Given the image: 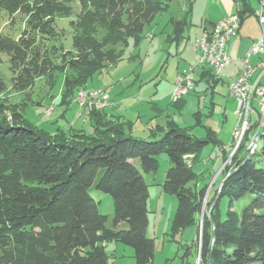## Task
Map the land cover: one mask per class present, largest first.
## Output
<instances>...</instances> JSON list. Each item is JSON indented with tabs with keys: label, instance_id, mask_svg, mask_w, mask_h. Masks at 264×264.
<instances>
[{
	"label": "trees",
	"instance_id": "trees-1",
	"mask_svg": "<svg viewBox=\"0 0 264 264\" xmlns=\"http://www.w3.org/2000/svg\"><path fill=\"white\" fill-rule=\"evenodd\" d=\"M174 1L0 0V12L12 24L19 16L23 23L17 34L0 32V63L5 58L11 88L27 96L43 79L54 88L56 74L63 72L56 60L62 51L56 19L72 17L73 4L80 11L70 23L73 49L61 54L74 74L65 78L64 106L96 75L123 60L130 41L139 45L146 27ZM235 1L240 25L256 16L249 0ZM170 23L179 41L187 19ZM205 73L215 77L211 68ZM7 89L0 75V96ZM88 121L91 134L59 128L52 136L32 127L21 106L0 98V264H109L106 245L112 242L132 248L136 264H152L156 247L147 236L150 185L144 175L157 172L163 154L171 163L163 191L178 200L172 237L195 226L208 185L198 187L194 165L207 146L218 144L214 132L200 139L171 123L162 134L138 139L103 110L90 112ZM256 134L261 139L255 152L246 161V137L227 174L237 170L222 187L211 218L203 219L201 264L209 259L211 264H264V126ZM93 187L113 199V229L91 195ZM216 197L208 200V209ZM124 224L127 229L120 230Z\"/></svg>",
	"mask_w": 264,
	"mask_h": 264
},
{
	"label": "rangeland",
	"instance_id": "rangeland-1",
	"mask_svg": "<svg viewBox=\"0 0 264 264\" xmlns=\"http://www.w3.org/2000/svg\"><path fill=\"white\" fill-rule=\"evenodd\" d=\"M253 8L259 10L258 1L250 0ZM72 17H57L56 24L60 33L58 48L62 51L56 54L57 63L63 66V72L56 74L55 86L52 88L48 79L38 81L34 90L29 95L15 92L11 88V76L7 69L6 60L2 58L0 63V75L8 83L7 91L0 98L8 101L11 104L21 106L24 111V117L32 126L42 130L44 133L54 136L60 129V125L64 124L63 119L72 122L77 115V107L68 111L63 105V93L65 89V78L73 76L67 64L61 59V54L73 49L72 45V29L71 21L76 19V15L80 11L79 4H73ZM191 10V11H190ZM237 5L234 0H176L172 6L165 12L160 13L155 21L148 27L142 36L139 45L135 46L133 41L125 48L123 60L120 61L117 67L109 68L102 74L96 75L87 85V89H81L75 96L73 102L82 108V114L90 113L92 107L98 105V110H103L108 107L106 101V92L103 96H94L100 89H91L105 84L109 85L111 78H119V89L129 94H133L134 98H140V90L143 93L144 100H154L160 97L167 96V88L174 84V79L178 75V67L186 60L189 62L195 60L192 50L193 41L189 39L175 40L174 26L170 23L171 19L184 20L187 19L186 26L187 37L189 33H194L202 26L205 19L219 18L231 11H236ZM188 11H190L188 15ZM191 20V22H190ZM16 24H12L11 19L4 13L0 12V32L17 34L23 27L22 18L19 16L16 19ZM259 19L255 15L249 17L243 24V36L259 37L258 41L263 37ZM195 62V61H194ZM197 65L201 62L198 56ZM204 66V65H203ZM242 67V71L245 69ZM191 66L187 71H190ZM227 70V71H226ZM185 71V72H187ZM184 72V73H185ZM183 74V73H182ZM181 74V75H182ZM195 73H193L194 75ZM215 74V77L209 75V89L204 93L203 89L206 84H200L195 92L183 97L186 99L184 107L180 108L174 105V120L182 127H194L191 132L196 137L203 139L207 136V130L214 132L221 142L231 145L222 148L220 145L211 144L207 146L201 153L199 160L194 165V171L198 174V187L208 185V190L205 196L203 212L198 217L195 226L189 227L182 233L172 237V223L175 217L178 200L163 191V184L166 179V174L171 167V163L166 154L158 157L159 168L156 173L144 175L150 188L149 208V227L147 236L155 241V257L152 264H201L200 237L203 230V219L208 217L207 208L208 200L217 193L220 195L221 184L228 176V172L233 170L237 160L240 158V148L245 138L255 137L251 143V149L255 146L257 139V130L262 128L264 120L261 116L254 114L247 130L242 138H232L235 129L238 126L239 118L235 111L238 109L237 102L231 98L230 85L232 79L228 75V67L220 74ZM180 76V75H179ZM221 77V81L219 79ZM179 79V78H178ZM194 79V78H193ZM220 81V82H219ZM219 82V83H218ZM176 86V85H175ZM260 87V86H259ZM90 98L85 101V93ZM83 93V95H82ZM130 96V95H129ZM87 98V97H86ZM93 99V100H92ZM141 99V98H140ZM103 101L107 104L103 106ZM89 104L90 109H86L85 103ZM101 103V104H99ZM64 115V116H63ZM64 117L62 120L61 117ZM258 119L256 120V118ZM261 119L263 122L261 123ZM84 122L87 134H91V124ZM257 125V127H256ZM82 130V129H81ZM92 131V132H91ZM247 149L250 148V139L246 141ZM257 148V147H256ZM250 150V149H249ZM252 151L250 150V153ZM139 169L141 166L138 164ZM92 197L99 203V211L101 214L109 217L108 228L113 229L114 204L110 195L100 192L95 187L91 190ZM216 197V199H217ZM215 199V200H216ZM214 200V201H215ZM213 201V202H214ZM212 202V203H213ZM246 200L237 204V209L240 210ZM227 205H224V212ZM127 224H124L120 230L127 229ZM121 247L114 251L115 247ZM107 252L110 256L109 264H136L134 258V250L122 244L112 242L107 245Z\"/></svg>",
	"mask_w": 264,
	"mask_h": 264
},
{
	"label": "crops",
	"instance_id": "crops-1",
	"mask_svg": "<svg viewBox=\"0 0 264 264\" xmlns=\"http://www.w3.org/2000/svg\"><path fill=\"white\" fill-rule=\"evenodd\" d=\"M249 2H250V0H249ZM235 4L237 5L236 11H231L228 14H224L219 18L214 17V18L205 19V21L202 23V26L200 27V29L195 31L193 34L189 33V35L187 37H184L186 30H187V28H186L184 35L182 36L181 40L182 39H189L190 42L193 41L192 50L190 52H193L195 62L194 61L189 62V65L186 63V60H184L182 62V65H180L178 67V75L174 79V84L170 85L169 88H167L168 90H167V96L166 97L165 96L160 97L157 99V102L154 103L153 102L154 100H144L142 98L143 93H142L141 89H139L141 99L138 98V100H137V98H134L133 94H129L130 95L129 96L124 91V89H122V88L119 89V86H120L119 85L120 84L119 78H114V79L111 78L108 86H106L105 84H101L97 87L94 86V88H91V89H103L106 92L105 99L109 103L108 107L103 109L106 117L111 121H114V122L118 121V122L122 123L124 128H125V132L128 135H131V136L138 138V139H149L151 137V135H153L154 133L155 134H157V133L162 134L165 130H167V127L169 124H171V123L177 124L174 120V105H175V107L178 106V107L182 108L186 104V99H183V98L180 99L177 103H173V101H172L173 93L175 91V85L177 83V80L181 76L182 73L183 74H186V73L192 74V77L194 78L193 80H195L197 82L195 91L198 89L199 83L200 84L201 83L206 84V88L203 89L204 93L206 91H208V89H209L208 81H209L210 77H209L208 73H205V74H203V73H204V69H209V67L206 66V68H204V66L201 65V62H200L199 63L200 64L199 70L194 75H193V68H191L190 71H187V70L191 66H194V64L197 63L196 61L198 60V56L200 57V54L197 50V44L200 41L203 34L207 30H209V29L211 30L212 27L217 22L222 20L223 18H225L227 16L236 17V15H233V14H236L238 12L239 4L236 1H235ZM257 4H258L257 8H259V1ZM251 7L253 8L252 4H251ZM254 10L257 11L256 9H254ZM189 13H190V11H189ZM248 18H246L241 23L238 35L230 41V43L228 44V48H227L228 56L231 59V64L228 66V75H229V78L232 79V82L242 72V69H243L242 67H244V65L246 63L247 53L249 52L250 48L258 41V38H259L256 36H248V37H246L247 35L243 36L242 26ZM190 22H191V20H190ZM259 25L261 27L262 33H264V24L261 25L259 22ZM263 37H264V35H263ZM181 40H179V42ZM119 63L112 65L105 70H108L109 68H119V67H117ZM249 66H251L254 69L252 79H251V83L255 87H259V86L264 87V54L252 56L249 60ZM185 71H187V72H185ZM219 79L221 81L222 78L219 77ZM74 106L77 107L76 118L72 122H69L67 119H63L64 118L63 117L64 115H63L60 119L64 120V124L60 125V126H62L63 128H67V127L72 128L73 127L76 130L82 129L83 131L88 132L86 129V126L83 125L84 122H82V120L84 119L85 122H88L87 124H89L90 122L88 121V119H86L85 115L82 114L83 109L79 108V106L77 104H75L74 102L68 103L64 107L68 111L69 109L73 108ZM254 106L256 108L258 107L257 101L254 102ZM236 112H237V110L235 111V113ZM257 119H258V117L256 118V120ZM90 126H91V129L93 130V126L92 125H90ZM178 126H180V125H178ZM180 127L186 128V127H182V126H180ZM195 127L196 126H194V127L192 126V127L187 128V129L193 130ZM208 131H210V130H207V133H208ZM215 136H216V141L218 142V145H220L222 148H226L229 145H231L232 140L230 141L229 144H224L223 142H221V140L219 139V137L216 134H215ZM232 138H233V136H232ZM215 145H217V144H215ZM151 186L152 185H150V188H151ZM107 245H106V250L108 247ZM114 247H115L114 251H117L121 248V247H118V245H116Z\"/></svg>",
	"mask_w": 264,
	"mask_h": 264
},
{
	"label": "built area",
	"instance_id": "built-area-1",
	"mask_svg": "<svg viewBox=\"0 0 264 264\" xmlns=\"http://www.w3.org/2000/svg\"><path fill=\"white\" fill-rule=\"evenodd\" d=\"M258 1L259 8L264 10V4L260 0ZM233 15H237V22H229V16L223 18L212 27V36H205V34H203L197 44V48L198 45H205V55L202 61H209V68L210 59H217L218 67V59L222 54L228 53V44L238 35L240 25V23H238V14L236 13ZM262 54H264V37L257 41L247 53L246 67L242 71V78H235L230 85L231 97L238 104L236 114L239 118V122L233 133L234 139L242 138L245 132L249 130V125H252L251 120L254 114L261 116L264 120V87H255L251 83L254 69L249 66V60L252 56ZM199 65L200 64L193 66V73L199 70ZM195 89L196 83L192 82V75L183 76L182 79H178L177 86H175V91L173 93V103H177L186 95L194 92ZM255 101H257L258 104L257 108L254 106ZM93 110H98V105L92 107V111ZM84 115L86 119H89L90 113H84ZM263 120L261 119V123ZM255 137L250 138V150L251 143L254 141Z\"/></svg>",
	"mask_w": 264,
	"mask_h": 264
},
{
	"label": "bare ground",
	"instance_id": "bare-ground-1",
	"mask_svg": "<svg viewBox=\"0 0 264 264\" xmlns=\"http://www.w3.org/2000/svg\"><path fill=\"white\" fill-rule=\"evenodd\" d=\"M263 4H264V0H260ZM256 16L258 17V19H259V22H260V24L261 25H263L264 24V10H262V9H259L258 11H256ZM229 22H237V17H233V16H229ZM238 23H239V21H238ZM239 29H240V25H239ZM205 36H212V29L210 30H207L205 33ZM197 50H198V52H199V54H200V59H201V65H204V66H208L209 67V61H202L203 60V57H204V55H205V45H198V48H197ZM231 64V59L229 58V56H228V53H225V54H222L221 56H220V58L218 59V67H217V59H210V68L216 73V74H220L223 70H225L229 65ZM190 75H192V74H183V75H181L180 77H179V79H182V77L183 76H190ZM237 78H242V72L238 75V77ZM192 82H194V80H193V77H192ZM176 86H177V83H176ZM83 93H85L86 94V92H83ZM83 93H82V95H83ZM104 91L103 90H98L97 92H95V94H93V93H90V96L91 95H93L94 96V98H95V96H99V97H101V96H103L104 95ZM85 96V101L87 100H89L90 98L88 97V95L86 94V95H84ZM87 97V98H86ZM93 100V99H92ZM102 102H103V106H105L106 104H107V102L106 101H103L102 100ZM89 104H92V103H89V102H87V103H85L84 105V107L86 108V109H90V107H89ZM256 142V141H255ZM258 146V145H257ZM256 146V147H257ZM255 146H254V149L256 148Z\"/></svg>",
	"mask_w": 264,
	"mask_h": 264
},
{
	"label": "water",
	"instance_id": "water-1",
	"mask_svg": "<svg viewBox=\"0 0 264 264\" xmlns=\"http://www.w3.org/2000/svg\"><path fill=\"white\" fill-rule=\"evenodd\" d=\"M260 139H261V137L258 136L257 139H256V142H255V147L258 145V142H259ZM254 152H255V149L252 150V152H251V153L249 154V156L246 158V161L249 160L250 156H251ZM236 170H237V169H235L234 171H232L231 173L228 174V176L226 177V179L222 182V184H221V188L224 186V184L226 183V181L228 180V178L230 177V175H231L232 173H234ZM218 199H219V196H218L217 199L211 204L210 209H209L208 214H207L208 218H211V214H212V212H213V210H214V207H215V205H216ZM212 226H213V228H215V224H214L213 222H212ZM214 241H215V236L213 237V242H214ZM207 264H211V259L208 260V263H207Z\"/></svg>",
	"mask_w": 264,
	"mask_h": 264
}]
</instances>
